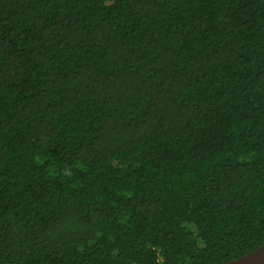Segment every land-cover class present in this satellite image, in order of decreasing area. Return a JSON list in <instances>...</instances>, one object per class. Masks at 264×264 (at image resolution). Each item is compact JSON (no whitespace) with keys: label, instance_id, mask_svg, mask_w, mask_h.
<instances>
[{"label":"trees","instance_id":"trees-1","mask_svg":"<svg viewBox=\"0 0 264 264\" xmlns=\"http://www.w3.org/2000/svg\"><path fill=\"white\" fill-rule=\"evenodd\" d=\"M263 243L264 0H0V264Z\"/></svg>","mask_w":264,"mask_h":264},{"label":"water","instance_id":"water-1","mask_svg":"<svg viewBox=\"0 0 264 264\" xmlns=\"http://www.w3.org/2000/svg\"><path fill=\"white\" fill-rule=\"evenodd\" d=\"M224 264H264V243L246 255Z\"/></svg>","mask_w":264,"mask_h":264}]
</instances>
